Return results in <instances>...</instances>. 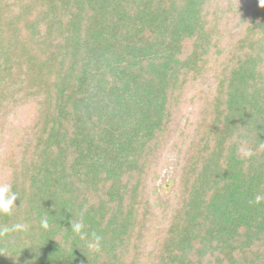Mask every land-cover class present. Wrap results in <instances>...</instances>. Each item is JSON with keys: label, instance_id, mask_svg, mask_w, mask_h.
<instances>
[{"label": "trees", "instance_id": "1", "mask_svg": "<svg viewBox=\"0 0 264 264\" xmlns=\"http://www.w3.org/2000/svg\"><path fill=\"white\" fill-rule=\"evenodd\" d=\"M191 96L217 113L158 229L152 168ZM260 145L259 0H0V182L20 206L0 226L30 224L0 237V264H264Z\"/></svg>", "mask_w": 264, "mask_h": 264}, {"label": "rangeland", "instance_id": "2", "mask_svg": "<svg viewBox=\"0 0 264 264\" xmlns=\"http://www.w3.org/2000/svg\"><path fill=\"white\" fill-rule=\"evenodd\" d=\"M221 93L217 91L218 95ZM216 113V102L208 104L205 111L201 113L197 101L194 96H191L182 110L183 121L177 128L176 135L167 143L161 162L152 168L155 173L151 183L152 198L160 214L158 229H162L167 224V219L177 206L182 174L189 162V159L185 160L184 157L187 153L192 156L203 145L202 141L213 126ZM24 117L25 110L20 112L16 125L23 122ZM196 128L200 129L201 135L199 140L192 144L190 138ZM156 236L157 232H149L146 235L147 243L158 247L160 240Z\"/></svg>", "mask_w": 264, "mask_h": 264}, {"label": "clouds", "instance_id": "3", "mask_svg": "<svg viewBox=\"0 0 264 264\" xmlns=\"http://www.w3.org/2000/svg\"><path fill=\"white\" fill-rule=\"evenodd\" d=\"M259 3L264 5V0H259ZM260 147L264 148V145H260ZM238 153L244 158H250L254 155L253 150L243 144L238 147ZM18 199L19 197L16 191L13 190L11 183L0 182V215L11 216L13 214L14 208L20 207L16 204ZM252 202L253 201H250V203ZM261 202H264V196L257 195L255 197L254 203L260 204ZM70 223L71 232L80 240L84 241L86 248L90 252H99L101 250V242L103 237L98 235L96 232L88 233L86 231V224L84 223L82 217L80 219L73 218ZM40 227L44 230L49 229L50 224L47 216L41 217ZM29 230L30 224L16 222L11 226H0V237L10 236L17 233L23 234Z\"/></svg>", "mask_w": 264, "mask_h": 264}]
</instances>
